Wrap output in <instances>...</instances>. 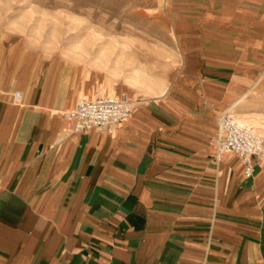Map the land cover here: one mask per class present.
<instances>
[{
	"label": "crops",
	"instance_id": "0c3cea01",
	"mask_svg": "<svg viewBox=\"0 0 264 264\" xmlns=\"http://www.w3.org/2000/svg\"><path fill=\"white\" fill-rule=\"evenodd\" d=\"M206 61L185 56L113 134L74 132L62 73L30 69L23 103L0 82V264H264V157L246 176L215 143L264 71Z\"/></svg>",
	"mask_w": 264,
	"mask_h": 264
},
{
	"label": "rangeland",
	"instance_id": "374dc122",
	"mask_svg": "<svg viewBox=\"0 0 264 264\" xmlns=\"http://www.w3.org/2000/svg\"><path fill=\"white\" fill-rule=\"evenodd\" d=\"M185 56L263 72L264 0H0L1 94L19 103L35 78L30 69L40 68L51 78L62 73L73 90L129 96L135 105L167 92ZM25 68L30 83L18 78ZM257 89L252 103L229 113L263 136Z\"/></svg>",
	"mask_w": 264,
	"mask_h": 264
},
{
	"label": "built area",
	"instance_id": "2783aa9c",
	"mask_svg": "<svg viewBox=\"0 0 264 264\" xmlns=\"http://www.w3.org/2000/svg\"><path fill=\"white\" fill-rule=\"evenodd\" d=\"M133 107L129 96L82 97L76 107L63 116L73 123L76 133L104 130L113 134L131 116ZM215 143L219 153L231 152L241 159L246 176L253 174L255 160L264 157V137L253 127L238 123L229 112L218 119Z\"/></svg>",
	"mask_w": 264,
	"mask_h": 264
},
{
	"label": "bare ground",
	"instance_id": "6f19581e",
	"mask_svg": "<svg viewBox=\"0 0 264 264\" xmlns=\"http://www.w3.org/2000/svg\"><path fill=\"white\" fill-rule=\"evenodd\" d=\"M178 25V24H177ZM190 25V24H189ZM192 26H194V25H192ZM197 28V27H196ZM195 29V28H194ZM189 30V29H188ZM193 30V29H192ZM196 30V29H195ZM188 34V33H187ZM195 34V33H194ZM186 40H188L187 38H186ZM259 40V39H258ZM59 66H60V64H59ZM58 69V68H57ZM25 71L23 72V75L21 76V77H19L18 76V78L20 79V80H27V82L28 83H30V74H29V71H28V69L27 68H25L24 69ZM31 71V70H30ZM7 72H6V70H2V71H0V82H1V79H2V77L6 74ZM33 73V72H32ZM17 77V76H16ZM17 79V78H16ZM19 79H17V80H19ZM135 83H137V84H141V85H143V86H147L148 88H150V85H148L145 81H143V80H140V77H138V79H135ZM48 85V84H47ZM90 90V89H89ZM36 96V95H35ZM80 96L81 97H87V98H90V99H95V98H97V97H95L96 95H94V93H93V91H86V90H84V89H82V90H80ZM113 96V95H112ZM115 97H117V96H115ZM131 97L132 98H134L135 99V94L134 93H132V95H131ZM45 99V98H44ZM43 99V100H44ZM136 100H133L132 102L134 103ZM43 103V102H42ZM234 110V106H232L231 107V109L230 110ZM236 121L238 122V123H240V124H242V125H248V121H246V120H244V119H242V118H240V117H236ZM261 132L263 133V136H264V128H262V130H261Z\"/></svg>",
	"mask_w": 264,
	"mask_h": 264
}]
</instances>
